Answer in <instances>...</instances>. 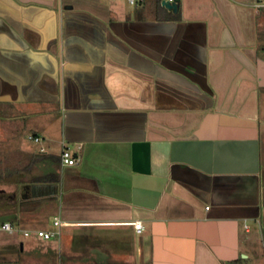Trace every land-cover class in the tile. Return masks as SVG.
Instances as JSON below:
<instances>
[{
  "label": "crops",
  "instance_id": "1",
  "mask_svg": "<svg viewBox=\"0 0 264 264\" xmlns=\"http://www.w3.org/2000/svg\"><path fill=\"white\" fill-rule=\"evenodd\" d=\"M160 2L0 0V111L62 145L0 125L6 232L62 220L21 264H264V4Z\"/></svg>",
  "mask_w": 264,
  "mask_h": 264
},
{
  "label": "rangeland",
  "instance_id": "2",
  "mask_svg": "<svg viewBox=\"0 0 264 264\" xmlns=\"http://www.w3.org/2000/svg\"><path fill=\"white\" fill-rule=\"evenodd\" d=\"M122 5L126 9H128L129 12H131V11L135 12V10H137L138 7L140 9V6H137V3L136 4L130 3L128 0H122ZM52 105H53V107L55 106V104H52ZM51 108L49 109L47 107V105H45V104L41 105V109L43 111H45V110H51L52 111V112L50 111L49 115H47V116L43 115V118H39L38 116H35L33 118L28 117L27 116V115H29L28 112L22 110V111H17L15 113L16 115H19L17 119H15V120L11 119L10 120L8 115H12V112H9V109L7 108V106H3L2 105L0 112H1V114L4 117L2 119H0V122H1L0 125L4 126L6 128H10V129L17 128V130H19V132L21 133V135H20V133H18L19 134L18 136H20V138L22 137L24 143L28 147L33 148V150L38 151L39 150L38 147L41 144H44L45 146H49V143L50 144L52 143L51 144L52 146L50 145L52 150L59 152L61 150V148H62V145H61L60 142H57V139H56V133H57L56 132L57 131L56 124L52 123L53 120L58 119V116H57L58 114H57L56 111H53L54 109H51ZM26 113H27V115H26ZM38 113H40V112H38ZM51 114L53 115L52 118L50 116ZM47 122L52 123L54 126L52 128H50V129H48L47 131L43 132L44 133L43 134L44 139L41 141V143L40 142H36V141H34V140H32V139H30L28 137L29 134L32 133V128H34L35 126H37L40 123H43V124L46 125ZM0 137H1L0 141L3 143L2 144L3 147H7L8 145L10 147L13 146V141H11V137L9 136V134L5 133V134L1 135ZM69 149L74 153V151H73V149L71 147ZM48 228L50 230H58V229H60V227L58 225H55L53 223V219L51 220V223L48 225ZM35 236L37 237V235L34 234V233H32L29 236H26V235H24L23 232H20V233L17 232V233L11 234V233L6 232V231H0V264H21L20 261L18 262V257H21L23 255V253L19 252V250H18V254H12L11 255V253H9L8 250H5V249L3 250L2 248L5 245L7 246L8 243L15 241L17 243V245H18V248L20 249V243H21L20 241L21 240H24L25 243H26V246H27L28 241L32 237H35ZM58 238H59L58 236H55L52 239L58 240ZM19 253H20V255H19ZM12 258H14L15 260L12 259Z\"/></svg>",
  "mask_w": 264,
  "mask_h": 264
},
{
  "label": "built area",
  "instance_id": "3",
  "mask_svg": "<svg viewBox=\"0 0 264 264\" xmlns=\"http://www.w3.org/2000/svg\"><path fill=\"white\" fill-rule=\"evenodd\" d=\"M130 3H138L143 0H128ZM167 1H175V0H167ZM258 4H264V0H258ZM30 139L36 141V142H41L42 136L34 133H30L28 136ZM41 151L45 150L44 146L40 147ZM61 162L63 165H73L77 162V157L74 155V153L68 148L64 147L61 152ZM56 225H60L62 220L60 219L59 216L55 217L54 220ZM134 225L138 231H142L144 229L143 222L138 220L134 221ZM9 231V232H15L17 228L13 225L11 221H0V231ZM24 235L29 236L32 232H35V234L39 237H43L45 239H50L55 236H58L60 234V229L58 230H47V229H36V230H30V229H24L23 230Z\"/></svg>",
  "mask_w": 264,
  "mask_h": 264
},
{
  "label": "water",
  "instance_id": "4",
  "mask_svg": "<svg viewBox=\"0 0 264 264\" xmlns=\"http://www.w3.org/2000/svg\"><path fill=\"white\" fill-rule=\"evenodd\" d=\"M179 1L180 0H175V1H167V0H162V5H164L166 8L173 10L174 12H177L179 9ZM24 244L21 242V248H23Z\"/></svg>",
  "mask_w": 264,
  "mask_h": 264
},
{
  "label": "trees",
  "instance_id": "5",
  "mask_svg": "<svg viewBox=\"0 0 264 264\" xmlns=\"http://www.w3.org/2000/svg\"><path fill=\"white\" fill-rule=\"evenodd\" d=\"M157 5H158L159 7H162V6H161V2H160V0H158ZM36 155H37V154H36ZM3 174H4V172L1 171V176H2ZM18 250L20 251V250H21V247H20V249L18 248Z\"/></svg>",
  "mask_w": 264,
  "mask_h": 264
}]
</instances>
